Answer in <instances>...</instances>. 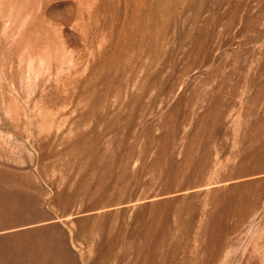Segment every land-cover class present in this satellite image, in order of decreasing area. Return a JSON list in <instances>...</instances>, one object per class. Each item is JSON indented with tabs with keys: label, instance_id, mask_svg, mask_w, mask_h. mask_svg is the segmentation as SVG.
<instances>
[{
	"label": "rangeland",
	"instance_id": "rangeland-1",
	"mask_svg": "<svg viewBox=\"0 0 264 264\" xmlns=\"http://www.w3.org/2000/svg\"><path fill=\"white\" fill-rule=\"evenodd\" d=\"M0 264H264V0H0Z\"/></svg>",
	"mask_w": 264,
	"mask_h": 264
}]
</instances>
